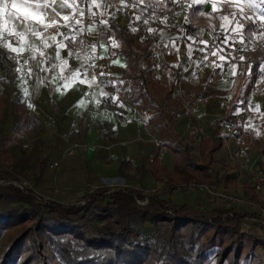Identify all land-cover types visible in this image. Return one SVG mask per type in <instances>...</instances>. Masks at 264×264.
<instances>
[{
	"label": "trees",
	"instance_id": "16d2710c",
	"mask_svg": "<svg viewBox=\"0 0 264 264\" xmlns=\"http://www.w3.org/2000/svg\"><path fill=\"white\" fill-rule=\"evenodd\" d=\"M193 11L188 14L191 20L195 15ZM110 32L118 41L125 60L120 77L129 84L126 92L130 91V94L123 95L129 103L154 110L150 123L156 126L163 139L150 157L153 177L163 180L169 189H177L190 180L222 183V189L226 191L240 187L253 189L231 178L230 164L215 160L213 153L225 140L220 134L222 123L233 127L235 137L241 130L236 111L250 98L260 75V64L264 61V48L249 68L233 78L224 114L211 122L214 137L190 127L184 138L174 132L175 113L172 112L168 119L165 115L171 104L181 105L180 101L174 100L173 94L174 84L179 79L178 70L166 83L156 82L152 60L144 53V42L137 40L128 27L113 24ZM11 67L12 61L0 48V70L8 74ZM216 75L217 68L212 70L207 83H212ZM4 107L0 94V121ZM25 123L26 115L21 114L14 128L0 139V165L23 168L8 148L17 145L15 138ZM261 125L264 128V121ZM196 140L198 146L194 157L192 145ZM160 147L171 152L176 161L174 170H166L159 164ZM263 156L264 132L256 163L258 177L260 173L264 178ZM111 188L114 190L109 192ZM32 194L11 186L0 187V264H210L209 258L200 261L199 257L214 247H219L215 264L225 260L236 264L244 247L239 239L240 222L245 213L234 211L232 215L222 217L227 209L220 204L215 205L212 216L189 215L187 205H174L170 199H160L155 194L147 196L146 205L137 204L136 199L146 197L138 188L101 186L94 193L84 194L83 204L48 200L40 209L34 204ZM12 200L17 203L12 204ZM178 218L185 221L179 222ZM136 223H149L155 232L145 234ZM261 245L264 246V242Z\"/></svg>",
	"mask_w": 264,
	"mask_h": 264
},
{
	"label": "crops",
	"instance_id": "0c3cea01",
	"mask_svg": "<svg viewBox=\"0 0 264 264\" xmlns=\"http://www.w3.org/2000/svg\"><path fill=\"white\" fill-rule=\"evenodd\" d=\"M93 5L99 16L105 12L111 18L100 2L93 1ZM53 7L61 16H70L76 11L74 7L60 8L59 0ZM43 11L49 17L54 15L51 8ZM77 11L80 12L81 9ZM99 16L98 21L88 29L87 42L93 52L90 55L74 54L67 44L60 41L66 35L64 21L60 17H57L59 26L56 27L57 33L63 35L55 34V42L25 31L17 21L8 20L7 15L0 18V48L12 61L8 74L0 70V94L3 95L5 103L0 121V139L14 128L21 114L26 115L25 127L15 141L18 145V138L22 135L27 139V145L24 154L16 160L23 168L38 171L35 188L39 193L48 196L49 200L58 203H73V199L86 188L101 186L138 188L146 194H155L160 199L168 194L172 204H185L188 209L194 204L206 202L204 193L195 188L185 193L186 199L182 203L173 202L168 185L163 180H156L151 174L150 157L163 142L156 126L150 123L154 110L122 102L113 95L107 79H111L110 74L120 76L125 60L118 52L111 54L105 39L108 32L106 26L99 23ZM5 20H8L7 30L4 27ZM114 20L122 28H131L127 17ZM33 27L41 32L44 30L42 25ZM12 32H24L23 39L10 34ZM173 33L166 27L159 30V35L166 42L173 41L169 39ZM45 41L48 47L44 46ZM174 41L178 44V40ZM61 42L65 47H59ZM9 43L22 51H11L7 46ZM177 56L174 50L168 55V72L173 65L177 68ZM64 60L68 62L67 67L63 66ZM90 66L95 67L97 73L103 76L102 80L87 72ZM75 72H79V76L71 80L70 77ZM211 72L212 69L204 68L195 79L188 70L187 78L182 82L184 98L187 99L191 90L197 93V98L190 103L188 110H184V101L174 96V100L180 101L181 105L173 103L165 112L167 119L172 112L175 113L174 132L184 138L187 137L190 127L214 137L215 129L211 122L224 114L225 106L222 102L229 98L228 89L234 77L227 86V97L221 98L222 94L210 86L212 83H207ZM167 80L168 78L163 83ZM217 83L222 81H217L214 85ZM201 95H206L207 98ZM238 114L236 112L237 119ZM222 136L225 139L222 147L213 153L217 161H225L228 147L235 145L231 137ZM197 146L198 140L192 147ZM68 149H73L74 152L64 155ZM259 156L260 150L254 167ZM159 164L170 171L176 167V161L166 147H160ZM39 165L41 166L38 170ZM243 171L248 177H252V172ZM244 172L232 168L230 177L245 184ZM227 192L232 193V190ZM250 209L252 213L257 212L255 207ZM257 237H254L257 241L252 250L264 252V246L261 245L264 238Z\"/></svg>",
	"mask_w": 264,
	"mask_h": 264
},
{
	"label": "rangeland",
	"instance_id": "374dc122",
	"mask_svg": "<svg viewBox=\"0 0 264 264\" xmlns=\"http://www.w3.org/2000/svg\"><path fill=\"white\" fill-rule=\"evenodd\" d=\"M151 4V0H137L136 8L138 11L147 14L148 8ZM222 4L225 5L223 8L221 7ZM213 5H215V10H213ZM193 12L195 13V15L191 22L194 26V29L196 30V33L194 34L197 36H194L193 34L185 31V29H183V27L181 26L166 28L170 32H174L173 34H170L172 37H169V39L173 41L169 42L173 44V50L177 52L178 56L180 53L186 55L193 53L196 48L205 45L210 39L217 38L219 40H225L231 32L235 31H238L247 36L249 40L254 39L256 42L254 51L246 45L247 43H244L245 45L241 51L231 52L226 49L223 51V53H217V55H214L213 66L209 67V69L213 70L217 68V75L216 79L210 86L213 89L217 90V92L222 94V97L220 96L221 98H226L227 86L231 82L232 78L241 74V72L246 68H249L251 66V63L253 62L254 57H256L259 52L261 53L262 49L260 46L258 47V45L259 40L261 38H264V0H199V2L198 0H195ZM225 17H227V19H225ZM99 19L101 20H99V23L106 26L108 33L105 39L109 45L111 54L114 55L116 52L120 53L118 41L110 32V26L113 24L117 25L116 21L112 17L108 18V14L105 12L101 13ZM256 22L259 24L260 28H262V31H256L254 29V24ZM130 30L137 40L140 41V39L143 38L142 32H140L139 30L133 31V28H130ZM174 40H178V44ZM113 41H115L116 45L118 46L113 47ZM220 56H224L225 59L221 60L219 58ZM241 57H243V59H241ZM217 65H223V67H217ZM233 65H235V69H233ZM176 70L177 68H175V65L171 66V69L168 72L169 75H167L166 78L172 77L173 73L176 72ZM233 71L235 72V74H233ZM110 77L111 79H107V82L110 84L113 95L117 96L118 98L119 92H121V90L129 88V84L123 81L122 77H120L119 74H110ZM217 81H222V83H217L216 87L214 84ZM254 84L255 86L250 94V100L253 103L251 107V115L248 117H241L239 111L243 107L237 109L236 111L237 114L239 113L238 121L241 124V130L238 133L237 137L233 135V133L235 132L234 130L230 131V126L222 124V135H224L225 137H231L235 142V145L231 143L233 147L232 145L231 147H228L225 161L230 164V166L232 165V168L242 170V172H244L243 170H247L250 173L252 172L251 174H253L254 172L257 173L258 170L257 167L253 166V164L256 161V156H258V151L260 150V147L262 145V134L264 132V128L261 125L264 121V61L260 64V75L258 76ZM201 96L207 98L206 95ZM221 102L220 104L223 103ZM26 140L27 139H25V136L21 135L18 138V145L10 147L13 156H16L14 157L15 160L17 159V157H20L22 154H24L27 145ZM236 145H238V147H236ZM234 148L238 149L236 150ZM192 149V154L195 157L196 148L192 147ZM73 152V149H68L65 151L64 155H69ZM216 167L218 166L216 165ZM37 173L38 171L36 169L34 171H31L28 168L14 169L0 165V179L4 177V180L0 181V187L11 186L23 191L24 193L31 191V193H33L32 195L35 197L34 204L42 209L44 203L49 200V197L39 193L37 188H35L34 183L35 179H37ZM244 175H246L245 184L252 186L253 189L245 190L243 189V187H240L236 190H232V194L234 196L241 197L244 201L241 205L235 206V211L245 213V215H247L252 214L250 209L251 207L257 208L258 211L264 206V178L262 177V174L259 173L257 181L260 185V189L257 190L254 185V179L252 177H248L247 173H245ZM12 180H16L17 183H24L25 187L22 189L16 184L10 183V181ZM250 180H252V182ZM193 181L194 180L185 182L177 189H169L170 193H172L170 195L172 201L182 203V201L186 199L185 193L193 189L190 186L188 187V183H191ZM215 185L219 189H222L223 187L222 183ZM97 188L99 187L86 188L85 191H83L73 199V203L68 204H83L85 202L83 195L86 193H94ZM164 199H169L168 194L164 197ZM16 203V200H12V204ZM219 203L220 202L218 201V204ZM214 208L215 207H211L208 202L206 203L202 201L200 204H194L193 206H191V208L188 209L187 212L189 215L206 214L208 216H212L214 215ZM254 214H257V212H254ZM136 225L140 226L145 234L150 235L155 232L154 227L149 223H136ZM248 226V228L243 227L242 221L240 222L241 237L239 239V242H241L244 247L242 248L241 255L237 259L236 264H264V252H259L256 249L255 251L252 250L255 242L257 241L256 239H254V237L259 236L261 238L262 235L257 232V225L255 223H250ZM218 250L219 247H214L206 251L199 257V260L202 261L205 258H209L211 260L210 264H215L216 254ZM222 264L229 263L225 260Z\"/></svg>",
	"mask_w": 264,
	"mask_h": 264
},
{
	"label": "built area",
	"instance_id": "2783aa9c",
	"mask_svg": "<svg viewBox=\"0 0 264 264\" xmlns=\"http://www.w3.org/2000/svg\"><path fill=\"white\" fill-rule=\"evenodd\" d=\"M93 1L100 2L102 6L107 9L113 19L127 17L130 27L142 32L143 38L140 39V41L144 42V53L152 60V74L156 82H165L168 75V55L174 49L172 43L166 42L161 38L159 35L160 28L181 26L185 29V31L197 36L194 34L196 33V30L194 29L188 15L194 9L195 0H157L149 6L147 14L137 10V0H68V3L72 4L76 11L70 15V20L67 22L71 26H64L66 32L65 36H68L69 38L65 39L63 37L60 41L67 44L74 54H93V52L89 49L87 42L89 27L98 21V14L95 6L93 5ZM224 6V4L221 5L222 8ZM78 9H81V11L78 12ZM81 12H83L82 16L80 14ZM137 17H139V19H137ZM76 20H80L81 23L76 24ZM254 26L256 31H262V28H260L257 22ZM57 30L56 26L48 28L47 31L43 30L41 37L50 39L51 42H55L52 37L57 34ZM244 43H247L246 45L249 46L250 49H253V51L255 50L256 42L254 39L249 40L247 36L235 31L231 32L225 40H219L217 38L210 39L208 43L196 48L194 52L189 55L183 53L179 54L176 60L179 79L174 84L173 94L175 97L184 101V110H188L190 103L197 98V93L194 90H191L188 93L187 99L184 98V88L182 82L187 78V71L189 70V74L196 79L204 68L213 66V52L223 53L226 49L231 52H238L243 49L245 45ZM259 46L261 49L264 48V38L259 40L258 47ZM87 72L89 74L96 75L102 80V75L97 73L95 67L90 66ZM126 91L127 90L125 89L119 92L120 101L125 103L127 100L125 99V95H123V93L130 94V91ZM252 104L251 100L246 102L240 111L241 117H248L251 115ZM223 105L225 106L226 102H223ZM229 129L230 131H233V127H230ZM252 178L254 179L255 188L257 190L260 189V185L257 181L258 173L254 172L252 174ZM2 180H4V177L0 179V181ZM10 183H14L22 189L25 187L24 183H17L16 180H12ZM189 186L197 188L199 191L203 192L205 201L208 202L211 207H215V204L219 201V204L227 209V212L223 213L222 217L232 215L235 211V206L241 205L244 202L241 197L234 196L230 192L219 189L215 184L191 182L188 183V187ZM113 190L114 188H111L109 192ZM145 195L146 197L142 200L136 199V203L139 205H145L148 202L147 196L150 194L145 193ZM177 220L182 223L185 221L183 218H178ZM241 221L242 226L246 228L249 227L248 225L250 223H255L257 225V232H259L264 238V206L257 211V214H247Z\"/></svg>",
	"mask_w": 264,
	"mask_h": 264
},
{
	"label": "snow or ice",
	"instance_id": "6c2138e0",
	"mask_svg": "<svg viewBox=\"0 0 264 264\" xmlns=\"http://www.w3.org/2000/svg\"><path fill=\"white\" fill-rule=\"evenodd\" d=\"M199 2V0H198ZM58 0H11L9 3V0H0V18L4 17L7 15L8 20H15L18 22L19 25H22L27 32H31L33 35L39 37L42 35L41 31L36 30L33 25H42L44 31H47L48 28L54 27V26H59V20L57 17H60L61 20L65 22L63 26L65 27H70L71 25L68 24L67 22L70 20L69 15H63L61 16L60 12L56 10L53 5L57 4ZM98 6V5H97ZM59 7L60 8H73L72 4L68 3V0H59ZM51 8L52 13L54 15L48 16L44 9H49ZM213 10H215V5H213ZM81 16L83 15V12L80 13ZM139 19V17H137ZM227 19V17H225ZM8 20H5L4 22V27L5 30H7V24ZM76 24H80V20L75 21ZM106 23V21H105ZM135 31V29H133ZM151 31V29H150ZM10 34H14L19 36L21 39L24 37V32H12ZM58 35H63L62 33H57ZM65 39H68V36H64ZM53 41H55V36L52 37ZM74 39V37H73ZM206 43V42H205ZM11 51L13 52H18L22 51V49H18L16 47H13L10 43L7 45ZM44 46L48 47L49 45L47 42H44ZM115 41H113V47H116ZM59 47H65V45L61 42L59 44ZM43 54V53H41ZM59 55V53H57ZM212 55H217V53L213 52ZM221 60H224V56L219 57ZM243 59V57H241ZM63 66L67 67V60H64ZM217 67H223V65H217ZM233 69H235V65H233ZM233 74L235 72L233 71ZM79 76V72H75L72 74L70 77L71 80H75ZM83 83V81H81ZM70 86V85H69ZM25 94H27V90H25ZM83 101H81V104Z\"/></svg>",
	"mask_w": 264,
	"mask_h": 264
}]
</instances>
